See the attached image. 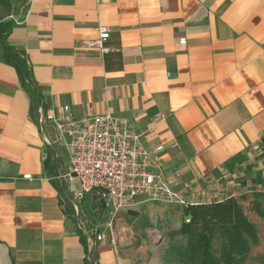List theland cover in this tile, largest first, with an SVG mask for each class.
<instances>
[{"label": "crops", "instance_id": "obj_1", "mask_svg": "<svg viewBox=\"0 0 264 264\" xmlns=\"http://www.w3.org/2000/svg\"><path fill=\"white\" fill-rule=\"evenodd\" d=\"M15 18L2 38L39 102L0 39V264L152 261L119 218L118 252L108 232L96 241L108 216L92 195L86 206L100 205L106 223L79 225L80 187L44 119L64 106L76 120L108 112L128 123L152 170L193 205L218 196L208 186L226 167L264 149V0H25ZM98 27L110 33L104 54L91 45Z\"/></svg>", "mask_w": 264, "mask_h": 264}, {"label": "built area", "instance_id": "obj_2", "mask_svg": "<svg viewBox=\"0 0 264 264\" xmlns=\"http://www.w3.org/2000/svg\"><path fill=\"white\" fill-rule=\"evenodd\" d=\"M109 37L108 29L98 27V39L91 45L104 54L108 51L104 43ZM180 44L185 41L181 40ZM44 119L53 125L56 139L68 157L67 178L79 184L80 190L73 198L82 201L92 195L107 212L106 230L96 233L97 242L105 241L109 233L110 245L118 252L120 239L114 223L123 211L146 203L178 204L185 208L193 205L174 191L161 174L152 170L148 153L140 147L139 136L130 130L128 123L108 112L76 120L67 106L57 115L46 114ZM154 150L159 152L162 146Z\"/></svg>", "mask_w": 264, "mask_h": 264}, {"label": "rangeland", "instance_id": "obj_3", "mask_svg": "<svg viewBox=\"0 0 264 264\" xmlns=\"http://www.w3.org/2000/svg\"><path fill=\"white\" fill-rule=\"evenodd\" d=\"M9 2L10 7L0 4V20L2 21H9L10 18L18 16L25 0H9ZM214 185H217L218 196L207 197L205 203L216 200L222 202L234 194L232 199L241 206L244 216L256 229L258 242L250 246L243 264H264V149L249 151L239 157L230 170L229 166L226 167L225 172L219 175L217 182H210L209 189H214L212 187ZM88 201L87 195L82 204L78 205V209L81 206V211L86 213L79 212L77 217L79 225L83 224L85 229H88L95 222L105 224L100 205L97 206L99 212H93L96 211V207L93 206L89 211L86 206ZM185 201L199 202L188 199ZM255 207H258L263 215H257ZM184 209V206L178 204L146 203L123 211L118 217L119 228H121L119 230L128 234L136 244L144 242L149 245L151 248L149 255L152 258L150 264H186L184 249L186 239L176 234L181 224L188 219L183 215Z\"/></svg>", "mask_w": 264, "mask_h": 264}, {"label": "trees", "instance_id": "obj_4", "mask_svg": "<svg viewBox=\"0 0 264 264\" xmlns=\"http://www.w3.org/2000/svg\"><path fill=\"white\" fill-rule=\"evenodd\" d=\"M0 4L10 7L9 0H0ZM7 25L0 20L3 57L8 63L15 65L21 85L37 105L39 97L33 92L30 75L23 60L2 38ZM255 209L257 215H263L258 207ZM183 215L189 222H183L176 234L186 239V264H243L250 246L258 242L256 229L244 216L241 206L232 198L222 202L190 205L183 210Z\"/></svg>", "mask_w": 264, "mask_h": 264}]
</instances>
